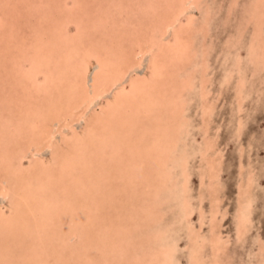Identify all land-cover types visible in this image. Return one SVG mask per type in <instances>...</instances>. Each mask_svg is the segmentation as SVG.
I'll use <instances>...</instances> for the list:
<instances>
[{"label": "rangeland", "instance_id": "obj_1", "mask_svg": "<svg viewBox=\"0 0 264 264\" xmlns=\"http://www.w3.org/2000/svg\"><path fill=\"white\" fill-rule=\"evenodd\" d=\"M0 215V264H264V0H0Z\"/></svg>", "mask_w": 264, "mask_h": 264}, {"label": "bare ground", "instance_id": "obj_2", "mask_svg": "<svg viewBox=\"0 0 264 264\" xmlns=\"http://www.w3.org/2000/svg\"><path fill=\"white\" fill-rule=\"evenodd\" d=\"M172 20V19H171ZM168 21L167 23H163L164 25H163V28L165 29V31L166 32H168L171 28H173V24L175 23V22H172V21ZM165 32H163V34H164ZM168 36V35H167ZM183 44V43H182ZM24 52V51H23ZM195 52V51H194ZM175 53V52H174ZM32 57V56H31ZM111 58H112V56H111ZM165 59V58H164ZM177 61V60H176ZM182 64V63H181ZM35 68H37V67H35ZM176 69V68H175ZM183 85V84H182ZM181 90V89H180ZM132 92H133V90H132ZM186 94V93H185ZM138 96V95H137ZM102 98V97H101ZM165 100V99H164ZM94 101V100H93ZM86 110V109H85ZM134 111H136V110H134ZM138 111V110H137ZM62 112V111H61ZM142 113V112H141ZM126 120V119H125ZM103 129V128H102ZM156 131H158V130H156ZM47 133H51L50 131H48V130H46V132H45V134H47ZM52 137V139H53V136H51ZM51 140V139H50ZM132 144V143H131ZM118 145V144H117ZM133 146V145H132ZM135 148H136V146H135ZM138 150V149H137ZM123 155V154H122ZM89 160V159H88ZM87 160V161H88ZM132 163V162H131ZM62 165V164H61ZM89 165V164H88ZM65 166V165H64ZM66 167V166H65ZM184 170H185V168H184ZM72 173H74V172H72ZM187 175V174H186ZM188 177V176H187ZM93 179V178H92ZM179 183H181V182H179ZM184 186V185H183ZM19 191V190H18ZM41 202V201H40ZM66 206V205H65ZM249 207H250V204H249V202H247V203H245V207L244 208H242L244 211H246V214L244 213L243 214V221L244 222H246V221H248V215H247V211H248V209H249ZM182 209V208H181ZM4 219V221H2ZM180 219V218H179ZM21 219H20V217H13V218H11V219H5L4 217H2L1 215H0V228L2 227V228H4L5 230H9V231H13V229L18 225V224H20L21 223ZM34 222V221H33ZM87 222V221H86ZM240 223V222H239ZM244 226V225H243ZM188 227H189V231L191 232V233H193V229H192V227H191V225L190 224H188ZM244 230V229H243ZM4 231V230H3ZM198 235V234H197ZM207 241V240H206ZM218 241V240H217ZM191 242L193 243V244H191V250H190V252H191V264H201V260H200V257H199V255H198V248L196 249V248H194V247H196L195 245H196V239H192L191 238ZM16 243V242H15ZM70 243V242H69ZM120 247V246H119ZM189 248V247H188ZM172 249H174V245H172L171 246V248L169 247L168 248V252H171L172 251ZM20 253V252H19ZM21 254V253H20ZM75 258V257H74ZM202 258V257H201ZM82 259V258H81ZM20 260H21V258H20ZM87 260V259H86ZM204 260V259H203ZM23 261H24V259H23ZM64 264V263H63Z\"/></svg>", "mask_w": 264, "mask_h": 264}]
</instances>
